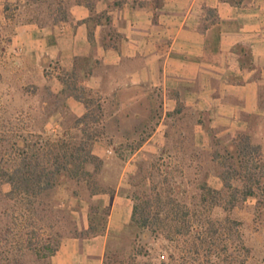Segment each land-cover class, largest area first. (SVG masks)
Masks as SVG:
<instances>
[{
    "label": "crops",
    "instance_id": "crops-1",
    "mask_svg": "<svg viewBox=\"0 0 264 264\" xmlns=\"http://www.w3.org/2000/svg\"><path fill=\"white\" fill-rule=\"evenodd\" d=\"M15 1L0 0V7ZM57 1L64 18L22 22L10 45L57 92L70 89L71 115L91 114L84 91L92 102L108 104L118 132L131 123L140 132L144 118H155L138 150L166 132L190 131L202 146L211 128L264 134V0ZM109 146L95 140L92 152L103 157ZM96 199L109 208L104 232L64 238L45 264H102L107 239L131 221L132 200L118 187L77 199L78 230L88 228Z\"/></svg>",
    "mask_w": 264,
    "mask_h": 264
},
{
    "label": "rangeland",
    "instance_id": "rangeland-1",
    "mask_svg": "<svg viewBox=\"0 0 264 264\" xmlns=\"http://www.w3.org/2000/svg\"><path fill=\"white\" fill-rule=\"evenodd\" d=\"M62 10V5L57 0H16L5 4L0 10V157L3 154L4 158H9L8 150L11 146L17 142L39 141L40 135L56 133L73 137L77 135L80 138L85 133L93 134L95 140L100 139L110 145L111 149V153L105 152L103 157H100L105 163L95 177L101 190L115 191L118 187L120 192L131 198L132 205L135 200H143L147 196L154 198L156 192L162 196L167 195L173 199L175 207L179 208L181 213H192L193 222L198 221L199 217L228 216L238 222L234 232L248 248V252H242L240 258L244 259L245 264H264V191L257 189L256 196L238 198L234 206L230 207L221 196H205L201 187L206 184L207 187L225 195L221 179L224 169L221 162L225 159L221 155L226 144L233 140L239 141L242 135H248L251 143L259 146L260 153H254L253 156L262 167L263 177L264 134H219L211 128L207 133L206 144L202 146L196 144L195 134L190 131L183 134L166 132L160 134L162 137L156 138V141L147 143L138 150L152 134L155 118H144L140 132L132 131V123L125 131L118 132L119 119L108 116V104L100 106L101 104L92 102V95L84 91L81 93L86 100L90 99L88 103L91 106V114L81 117L71 115L66 104L70 89L57 92L49 78H43L40 69L31 66L21 50L10 45V36L16 25L27 20L47 24L52 18L59 17ZM52 67L51 65L44 68V74H48L47 70H52ZM58 111L61 112L59 118H51V115ZM83 129L84 131H81ZM186 129L189 130L190 127L187 126ZM217 151L220 155L214 157ZM225 162L228 165L235 161ZM0 189L7 191L9 185L0 184ZM82 194L85 197L80 199L87 201L88 192L83 191ZM65 200L64 205L71 211L79 206L76 198L67 197ZM98 201L100 200L93 201L91 206H98ZM100 204L101 207L96 209V218L93 221L96 230H99L98 233L104 232L108 219V214H104L102 210L106 205ZM153 205L155 209L166 207L163 204ZM72 216L74 218L73 213ZM102 227L104 229L101 231ZM135 240L139 243L149 241L151 248L153 246L150 255L154 256H158L165 245V241L157 238L154 233L146 237L137 234L135 227L129 223L107 239L104 252L108 247L116 245L127 252ZM143 258H147V255ZM153 261L155 262V259Z\"/></svg>",
    "mask_w": 264,
    "mask_h": 264
},
{
    "label": "trees",
    "instance_id": "trees-1",
    "mask_svg": "<svg viewBox=\"0 0 264 264\" xmlns=\"http://www.w3.org/2000/svg\"><path fill=\"white\" fill-rule=\"evenodd\" d=\"M64 17L62 10L59 19ZM94 138L89 133L80 138L56 133L40 135L39 141L11 146L9 158L2 154L0 184H8L9 189H0V264H45L64 238L89 237L99 232L93 221L100 201L98 206L90 207L85 230H78L71 209L64 205L67 197H85L83 191L88 192V199L114 192L97 186L95 177L105 162L92 152ZM254 153H260V148L251 143L248 135L226 144L221 155L225 159L221 162V179L226 193L222 195L202 184L204 195L221 196L231 207L238 198L256 196L257 189L264 191L262 167ZM219 155L218 151L214 153V157ZM230 160L235 164H225ZM153 204L166 207L155 209ZM102 210L104 214L109 212L106 206ZM192 219L191 212L181 213L167 195L156 192L154 198L135 200L130 223L142 237L154 233L165 241L163 250L158 256L150 255L151 238L145 243L135 240L127 252L117 245L108 247L102 264H245L240 254L248 252V248L234 232L236 220L228 216L199 217L195 222ZM145 255L147 258H143Z\"/></svg>",
    "mask_w": 264,
    "mask_h": 264
},
{
    "label": "built area",
    "instance_id": "built-area-1",
    "mask_svg": "<svg viewBox=\"0 0 264 264\" xmlns=\"http://www.w3.org/2000/svg\"><path fill=\"white\" fill-rule=\"evenodd\" d=\"M106 152H107V153H111V149H110V148H107V149H106Z\"/></svg>",
    "mask_w": 264,
    "mask_h": 264
}]
</instances>
